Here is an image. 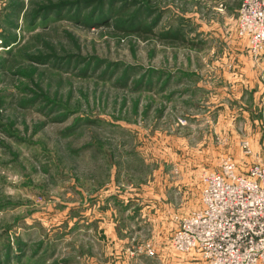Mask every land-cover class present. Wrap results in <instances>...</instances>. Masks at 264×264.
<instances>
[{"label":"rangeland","instance_id":"374dc122","mask_svg":"<svg viewBox=\"0 0 264 264\" xmlns=\"http://www.w3.org/2000/svg\"><path fill=\"white\" fill-rule=\"evenodd\" d=\"M238 8L0 0V264H207L170 245L203 173L264 160Z\"/></svg>","mask_w":264,"mask_h":264},{"label":"built area","instance_id":"2783aa9c","mask_svg":"<svg viewBox=\"0 0 264 264\" xmlns=\"http://www.w3.org/2000/svg\"><path fill=\"white\" fill-rule=\"evenodd\" d=\"M236 32L249 53L264 61V0H239ZM199 200L177 223L174 251L207 264H264V160L256 156L244 173L229 160L205 171Z\"/></svg>","mask_w":264,"mask_h":264},{"label":"crops","instance_id":"0c3cea01","mask_svg":"<svg viewBox=\"0 0 264 264\" xmlns=\"http://www.w3.org/2000/svg\"><path fill=\"white\" fill-rule=\"evenodd\" d=\"M263 63H264V61L262 60V58H259Z\"/></svg>","mask_w":264,"mask_h":264}]
</instances>
